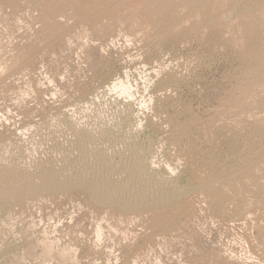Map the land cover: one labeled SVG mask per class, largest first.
Instances as JSON below:
<instances>
[{"label":"rangeland","instance_id":"obj_1","mask_svg":"<svg viewBox=\"0 0 264 264\" xmlns=\"http://www.w3.org/2000/svg\"><path fill=\"white\" fill-rule=\"evenodd\" d=\"M263 3L0 0L1 173L41 184L55 168L78 172L89 156L98 169L96 155L109 154V181L129 174L131 183L140 156L145 177L169 187L158 192L167 203L137 208L125 207L137 198L127 188L108 203L92 183L2 195L0 264H264ZM118 79L130 99L115 92ZM85 120L107 136L89 158L69 133Z\"/></svg>","mask_w":264,"mask_h":264},{"label":"bare ground","instance_id":"obj_2","mask_svg":"<svg viewBox=\"0 0 264 264\" xmlns=\"http://www.w3.org/2000/svg\"><path fill=\"white\" fill-rule=\"evenodd\" d=\"M189 3V2H188ZM191 4V3H190ZM264 4V3H263ZM127 77V76H126ZM177 78V77H176ZM256 79V78H255ZM119 80V79H118ZM121 80V79H120ZM118 81V82H113V88L115 89V92H116V90H118L119 92H121V93H123V94H126V96H128L129 97V99L131 98V96H133V92H132V90H133V88H132V90H131V85L129 86L128 84H126V82H123V81ZM125 80V79H124ZM113 81V80H112ZM172 82V81H171ZM129 83V82H128ZM137 85V84H136ZM106 86V85H105ZM108 86V85H107ZM106 86V87H107ZM167 86V85H166ZM98 88V87H97ZM111 88V87H110ZM146 88V87H145ZM100 89V88H99ZM107 89H108V87H107ZM147 89V88H146ZM109 90V89H108ZM139 90V89H138ZM112 91H114V90H112ZM99 92V91H98ZM144 92V91H143ZM120 93V94H121ZM100 94V93H99ZM137 93L135 92V95H136ZM98 95V94H97ZM119 95V94H118ZM117 95V96H118ZM138 95V94H137ZM95 97H97L96 96V94H95ZM104 97V96H103ZM120 97V96H119ZM123 97V96H122ZM112 98V97H111ZM126 98V97H125ZM133 98V97H132ZM127 99V98H126ZM134 99V98H133ZM141 99H143V98H141ZM85 100V99H84ZM96 100V99H95ZM98 100V99H97ZM112 100H113V98H112ZM91 101V100H90ZM124 101V100H123ZM82 102V101H81ZM104 102V101H103ZM114 102V101H113ZM113 102H110V104L111 103H113ZM135 102V101H134ZM84 103V102H83ZM124 103V102H123ZM122 103V104H123ZM130 104L129 102H126L125 101V104ZM136 103H138V102H136ZM144 103H145V101H144ZM104 104V103H103ZM116 104V103H115ZM118 105H119V103H117ZM125 104H124V106H125ZM141 104V103H140ZM146 104V103H145ZM105 105V104H104ZM112 105V104H111ZM121 105V104H120ZM142 105V104H141ZM80 106V105H79ZM130 106V105H129ZM136 106V105H135ZM72 107V106H71ZM82 107V106H81ZM106 107V106H105ZM121 107V106H120ZM143 107V106H142ZM73 108V107H72ZM71 108V109H72ZM83 108V107H82ZM101 108H102V105H101ZM125 108V107H124ZM124 108H123V110H124ZM126 108H127V106H126ZM128 108H130V107H128ZM131 108H132V105H131ZM64 109V108H63ZM68 109V108H67ZM76 109V108H75ZM99 109V108H98ZM103 109V108H102ZM115 109V108H114ZM140 109V108H139ZM145 109V108H144ZM69 110V109H68ZM78 110V109H77ZM100 110V109H99ZM105 110V109H104ZM120 109H118V111H119ZM128 110V109H127ZM134 110V109H133ZM108 111V110H107ZM74 112V111H73ZM105 112V111H104ZM128 113V112H127ZM131 113V112H130ZM133 113V112H132ZM57 114V113H56ZM71 114V113H70ZM107 114V113H106ZM126 114V113H125ZM90 115V114H89ZM102 115V114H101ZM108 115V114H107ZM133 115H134V113H133ZM56 116V115H55ZM73 116V115H72ZM88 116V115H87ZM91 116V115H90ZM82 117V116H81ZM94 117V116H93ZM106 117V116H105ZM116 117H117V115H116ZM76 118V117H75ZM125 118V117H124ZM56 119V118H55ZM98 119V118H97ZM50 120V119H49ZM75 120V119H74ZM73 120V121H74ZM80 120V119H79ZM94 120V119H93ZM122 120V119H121ZM125 120V119H124ZM86 121V123L84 124V125H82V122H81V125H79L78 123H77V121H76V123L78 124V125H72L73 127L71 128V130H69L70 132V134L71 135H73L74 136V138H72V142H73V146L76 148V149H78L79 150V153L82 155H80V157H86L87 156V152H88V150L90 149V148H92V147H100V148H102V147H105V145H103V143H104V141L106 140H104V138L105 137H107V136H103V134H105L103 131H102V133L103 134H97L98 133V131H97V129H94V130H96L97 131V133L96 132H91V130H93V129H90V127H93V126H88L87 125V120H85ZM97 121V120H96ZM112 121V120H111ZM129 121V120H128ZM171 121V120H170ZM39 122V121H38ZM41 122V121H40ZM68 122V121H67ZM136 122L137 123H139L138 121H135L134 122V124L135 125H137L136 124ZM45 123V122H44ZM53 123V122H52ZM65 123V122H64ZM69 123V122H68ZM40 124V123H39ZM57 124V123H56ZM58 124H60V123H58ZM89 124H90V122H89ZM117 124H119V123H117ZM31 125V124H30ZM36 125V124H35ZM41 125V124H40ZM51 125V124H50ZM70 125V124H69ZM91 125V124H90ZM94 125H96V124H94ZM116 125V124H115ZM120 125H122V124H120ZM37 126V125H36ZM42 126V125H41ZM64 126V125H63ZM134 126V125H133ZM140 126V125H139ZM138 125H137V128L139 127ZM46 127H47V125H46ZM51 127V126H50ZM37 128V127H36ZM68 129H70V127H67ZM99 128H102V127H99ZM130 128V127H129ZM133 128H135V127H133ZM140 128H141V126H140ZM38 129V128H37ZM45 129V128H44ZM50 129V128H49ZM66 129V128H65ZM103 129V128H102ZM108 129V128H107ZM53 130V129H52ZM51 130V131H52ZM104 130V129H103ZM131 130V129H130ZM23 131V130H22ZM21 131V132H22ZM55 131V130H54ZM67 131V130H66ZM119 131H120V128H119ZM124 131V130H123ZM139 131V130H138ZM137 131V132H138ZM50 132V131H49ZM56 132H57V130H56ZM68 132V131H67ZM106 132V131H105ZM111 132V131H110ZM117 132V131H116ZM120 132H122V131H120ZM58 133V132H57ZM56 133V134H57ZM61 133V132H60ZM68 133V134H69ZM107 133V132H106ZM55 134V135H56ZM129 134V133H128ZM27 135V134H26ZM108 135V134H107ZM123 135H124V133H123ZM134 135V134H133ZM139 135V134H138ZM18 136H19V134H18ZM38 136H40V135H38ZM43 136V135H42ZM150 136V135H149ZM155 136V135H154ZM23 137V136H22ZM21 137V138H22ZM46 137H48V136H46ZM53 137V136H52ZM60 137V136H59ZM113 137V136H112ZM115 137V136H114ZM118 137V136H117ZM130 137V136H129ZM129 137L127 138V139H129ZM135 137V136H134ZM139 137V136H138ZM137 137V139H139ZM143 137V136H142ZM24 138V137H23ZM41 138V137H40ZM39 138V139H40ZM45 138V137H44ZM50 138V137H49ZM131 138V137H130ZM10 139H11V137H10ZM43 139V138H42ZM42 139H41V141H42ZM64 139V138H63ZM110 139H113V138H110ZM120 139H122V138H120ZM18 140V139H17ZM53 140V139H52ZM108 140H109V137H108ZM114 140V139H113ZM117 140V139H116ZM123 140H124V138H123ZM130 140V139H129ZM132 140V139H131ZM143 140V139H142ZM141 140V141H142ZM150 140V139H149ZM8 141H10V140H8ZM7 141V142H8ZM16 141V140H15ZM20 141V140H19ZM107 141V140H106ZM106 141H105V143H106ZM111 143H110V145L112 146L113 144H114V141H113V143H112V141L111 140H109ZM123 142H125V141H123ZM129 142V141H128ZM147 142H149V141H147ZM6 143V142H5ZM18 143V142H17ZM44 143V142H43ZM57 143V142H56ZM61 143V142H60ZM66 143V142H65ZM104 143V144H105ZM121 143V142H120ZM131 143V145H132V142H130ZM130 143H129V145H130ZM133 143H135V142H133ZM152 143V142H151ZM68 145H69V143H67ZM123 144V143H122ZM121 144V145H122ZM140 144V143H139ZM143 144V143H142ZM145 144V143H144ZM150 144V143H149ZM148 144V145H149ZM0 145H2V144H0ZM13 145V144H12ZM24 145V144H23ZM39 145V144H38ZM44 145V144H43ZM72 145H71V147H72ZM106 145H107V143H106ZM147 145V146H148ZM161 145V144H160ZM11 146V145H10ZM10 146H8V147H10ZM18 146V145H17ZM46 146V145H45ZM70 146V145H69ZM68 146V147H69ZM116 146V144L114 145V148H116L115 147ZM141 146V145H140ZM74 147H72V148H74ZM107 147V146H106ZM127 147V146H126ZM134 147H136V146H133V148ZM26 148V147H25ZM50 148H52V147H50ZM89 148V149H88ZM109 148V147H108ZM107 148V149H108ZM113 148V149H114ZM118 149H119V146L117 147ZM128 148V147H127ZM130 148V147H129ZM136 148H138V147H136ZM147 148V147H146ZM149 148V147H148ZM6 149H7V147H6ZM16 149V148H15ZM45 149V148H44ZM88 149V150H87ZM95 149H98V148H95ZM95 149H94V152H95ZM104 149V148H103ZM109 149H111V148H109ZM123 149H125V148H123ZM139 149V148H138ZM144 149V148H143ZM150 149V148H149ZM10 150V149H9ZM8 150V151H9ZM14 150V149H13ZM18 150H19V148H18ZM99 150V149H98ZM97 150V151H98ZM135 150V149H134ZM140 150V149H139ZM138 150V151H139ZM148 150V149H147ZM16 151V150H15ZM54 151V150H53ZM57 151V150H56ZM60 151V150H59ZM76 151V150H75ZM90 151V153H91V150H89ZM96 151V152H97ZM100 151V150H99ZM99 151L97 152V153H99ZM101 151H103V150H101ZM111 152H112V150H110ZM117 151V150H116ZM124 152H125V150H123ZM126 151H127V149H126ZM132 151V150H131ZM137 151V150H136ZM3 152V151H2ZM1 152V153H2ZM10 152V151H9ZM46 152V151H45ZM71 152V151H70ZM105 152H106V150H105ZM105 152H104V154H105ZM121 152H122V146H121ZM123 152V153H124ZM128 152L129 151H127V154H128ZM0 153V154H1ZM30 153V152H29ZM65 153V152H64ZM63 153V154H64ZM73 153V152H72ZM107 153V152H106ZM115 153H117V152H115ZM122 153V154H123ZM129 153H131V152H129ZM140 153V152H139ZM138 152L136 153V156H138V154H139ZM12 154V153H11ZM16 154V153H15ZM19 154V153H18ZM22 154V153H21ZM20 154V155H21ZM35 154V153H34ZM39 154V153H38ZM43 154V153H42ZM41 154V155H42ZM46 154V153H45ZM49 154V153H48ZM55 154H57V153H55ZM54 154V155H55ZM61 154V153H60ZM95 154L96 153H94V155L93 156H95ZM113 154V153H112ZM121 154V153H120ZM132 154V153H131ZM135 153H133L132 155H134ZM9 155V154H8ZM20 155H18V156H20ZM41 155H40V157H41ZM53 155V154H52ZM53 155V156H54ZM66 155V154H65ZM90 154H88V156H89ZM114 155V154H113ZM118 155V154H117ZM125 155V154H124ZM142 155H145V153H142ZM1 156H3V154H1ZM30 156V155H29ZM33 156V155H32ZM68 157H69V155H67ZM67 156H65V158L67 157ZM77 156H79L78 155V153H77ZM87 156V157H88ZM107 156H109V154L108 155H106V156H104L103 154H102V156H101V154H99V155H96V158H95V160H93L94 161V163H96V164H98V166H99V168L98 169H94L92 166H91V163H92V161H91V156H89L90 157V162L91 163H89L88 161V163L90 164V165H88V166H85L84 165V163H83V165H81V168H80V170L78 169L77 171L78 172H75L74 174H71V172H70V174H69V176L68 177H63V174L61 173L62 171H60V169H56L55 167V169L54 170H52V171H50L49 169V171L50 172H48L47 173V178L46 179H43L44 181L43 182H41V184H36V183H38V181L37 182H34V180H26L27 182H25V184H23L22 186L20 185V186H18L17 185V180L19 181V179H20V181H23V180H21L22 178H23V176H24V174L23 173H25V172H23L22 170V172L23 173H20L18 170H11V171H9V172H2L1 173V171H0V196L2 197V195L4 196H10L11 195V197L12 196H14V198H15V195L16 196H18V195H21L22 197H23V194H25L26 193V196H27V194H29L30 193V196H31V193H35L36 194V192H38L39 190L41 191V189L42 188H44V187H46V188H48V187H53V189H56V188H64V187H61V186H64V185H69V186H71V184H76V185H78V183H79V185L78 186H80V184H83V186L85 185V184H89V185H91V183L93 184V185H91V186H94L95 185V191H96V197H98L99 199L101 198V199H104V200H107V202L109 201V202H116V190H119V188L121 187V189L122 188H124V189H126V191L128 192H125V193H127V194H129L128 196H134V199H135V197H137L136 198V200H135V202H132L131 200H130V202H132V203H130V202H128V203H125V207H127V208H133L132 206H136V208H137V206H140V205H143V203L144 202H146L145 204H147L148 202H152L153 204L154 203H162L164 200H165V198H166V196H165V191L163 192V194L164 195H162L161 196V194H158V192L160 191V189H161V187L163 188L164 187V183H166V181H168V180H164V182H163V180L162 181H156L155 182V179H154V181H150V179H149V176H147V177H145V175H146V173L144 172V162L145 161H142L141 159V157L140 156H138L140 159H135V165H136V168H135V170H134V174L132 173L131 174V176L132 175H134V181H132L131 183H130V180L129 179H131V177H129V179L127 178L128 177V175H126L125 173H123V171L121 172L122 174H125L127 177H126V179H124L123 180V178L121 177V173H118L117 174V177H121L122 178V180H121V178H120V181L117 179V183H116V181L114 182V181H112V180H110L109 181V179L107 178V170H109V169H111L109 166H110V161H109V158L110 157H108L107 158ZM119 156V155H118ZM123 156V155H122ZM127 156V155H126ZM128 156H129V154H128ZM128 156L126 157V159L128 158ZM31 157V156H30ZM40 157H38V158H40ZM67 157V159H69ZM88 157V158H89ZM114 157H115V155H114ZM113 157V158H114ZM134 157V156H133ZM132 157V158H133ZM154 157V156H153ZM1 158V157H0ZM3 158H5V157H3ZM2 158V159H3ZM34 158V157H33ZM44 158V157H43ZM49 158V157H48ZM58 158V157H57ZM87 158V159H88ZM112 158V157H111ZM119 158V157H118ZM32 159V158H31ZM37 159V158H36ZM52 159V158H51ZM54 159V158H53ZM72 158H70V160H71ZM74 159H75V157H74ZM76 159H77V157H76ZM122 159V158H121ZM130 159H131V157H130ZM134 159V158H133ZM144 159V158H143ZM45 160V159H44ZM78 160V159H77ZM77 160H74V161H76L77 162ZM82 160H83V158H82ZM85 160V159H84ZM113 161H114V159H112ZM119 160H120V158H119ZM118 160V161H119ZM122 160H124V159H122ZM153 160V159H152ZM1 161V160H0ZM3 161V160H2ZM1 161V162H2ZM9 161V160H8ZM18 161V160H17ZM21 161V160H20ZM81 161V160H80ZM127 161V160H126ZM131 161V160H130ZM36 162V161H35ZM41 162V161H40ZM46 162V161H45ZM54 162V161H53ZM61 162H62V160H61ZM68 162V161H67ZM72 162V161H71ZM76 162H75V164H76ZM82 162V161H81ZM81 162H80V164H81ZM123 162V161H122ZM128 162H129V160H128ZM25 162H23V164H24ZM55 163V162H54ZM72 163H74V162H72ZM72 163H71V166H75V165H72ZM77 163H79V162H77ZM116 163V162H115ZM22 164V163H21ZM31 164V162L29 163V165ZM53 164V163H52ZM85 164H87L86 162H85ZM95 164V165H96ZM114 164V163H113ZM121 164V163H120ZM124 164V163H123ZM126 164V163H125ZM130 164V163H129ZM132 164V163H131ZM154 163H152L151 165H153ZM2 165V164H1ZM4 165V164H3ZM3 165L1 166V168L3 167ZM6 165V164H5ZM15 165H16V163H15ZM32 165V164H31ZM48 165H49V163H48ZM66 165V164H65ZM70 165V164H69ZM78 166H79V164H77ZM122 165V164H121ZM155 165V164H154ZM18 166H19V164H18ZM37 166V165H36ZM41 166V165H40ZM43 166V165H42ZM53 166V165H52ZM58 166V165H57ZM59 166H60V164H59ZM89 166H91V167H89ZM111 166H113V165H111ZM117 166V165H116ZM16 167V166H15ZM44 167H45V164H44ZM60 167H62V166H60ZM59 167V168H60ZM64 167V166H63ZM126 167V166H125ZM158 167V166H157ZM0 168V169H1ZM12 169H13V167H11ZM50 168V167H49ZM52 168V167H51ZM78 168V167H77ZM127 168V167H126ZM130 168V167H129ZM134 168V167H133ZM16 169V168H15ZM20 169V168H19ZM23 169V168H22ZM37 169V168H36ZM36 169H35V171H36ZM45 170H46V168H44ZM62 169V168H61ZM123 169V168H122ZM125 169V168H124ZM8 170V169H7ZM34 170V169H33ZM48 170H46V171H48ZM64 170V169H63ZM112 170V169H111ZM114 170V169H113ZM130 170V169H129ZM128 170V171H129ZM147 170V169H146ZM150 170V169H149ZM29 171V170H28ZM42 171H43V169H42ZM117 171V170H116ZM127 171V172H128ZM131 171V170H130ZM132 171H133V169H132ZM170 171V170H169ZM111 172V171H110ZM114 172H115V170H114ZM118 172H119V170H118ZM173 174H174V172L173 171H171ZM33 173V172H32ZM37 173V172H36ZM39 173V172H38ZM43 173H46V172H43ZM64 173H66V171L64 170ZM112 173V172H111ZM128 173H130V172H128ZM143 173H145V175L143 174ZM25 174H27V173H25ZM110 174V173H109ZM148 174H149V171H148ZM153 174H154V172H153ZM46 175V174H45ZM26 176V175H25ZM28 176V175H27ZM36 176V175H35ZM41 176V175H40ZM113 176V175H112ZM111 176V177H112ZM116 176V175H115ZM151 176V175H150ZM160 176V175H159ZM164 176V175H163ZM29 177V176H28ZM33 177V175L31 176V178ZM38 177H39V175H38ZM42 177V176H41ZM110 177V176H109ZM166 177V176H165ZM165 177H163V179H166ZM25 178V177H24ZM30 178V177H29ZM28 178V179H29ZM44 178V177H43ZM132 178V179H133ZM148 178V179H147ZM154 178V177H153ZM156 178V177H155ZM33 179V178H32ZM37 179V178H36ZM41 179V178H40ZM112 179H114V178H112ZM116 179V178H115ZM170 180V179H169ZM42 181V180H41ZM102 181H105V183L104 184H101V182ZM119 181V182H118ZM171 182H172V179L170 180ZM169 181V182H170ZM174 181H175V179H174ZM24 182H22V183H24ZM170 182V183H171ZM20 183V182H19ZM40 183V182H39ZM148 184V187H149V190L151 189H154V190H156V192L157 193H155L154 195L152 194V196H150V195H147L146 193H145V191H144V188L146 189V185ZM153 183V184H152ZM169 183V184H170ZM173 183V182H172ZM171 183V184H172ZM175 183V182H174ZM174 183H173V185H174ZM170 184V185H171ZM176 184V183H175ZM88 185V186H89ZM127 185H129V187L127 186ZM131 185V186H130ZM169 185V186H170ZM178 186H179V184H177ZM197 184H195V186H196ZM205 185V184H204ZM82 186V187H83ZM87 186V185H86ZM151 186V187H150ZM172 186V185H171ZM170 186V187H171ZM192 186V185H191ZM54 187H56V188H54ZM68 187V186H67ZM167 187H168V184H167ZM166 187V188H167ZM183 187V186H182ZM181 187V188H182ZM190 187V186H189ZM201 187H203V186H201ZM72 188V187H71ZM75 188V187H74ZM76 188H77V186H76ZM87 188V187H86ZM166 188H163V189H165L166 191L169 189V187H168V189H166ZM177 188V187H176ZM180 188V187H179ZM180 188V189H181ZM194 188V187H193ZM192 188V189H193ZM88 189V188H87ZM120 189V190H121ZM124 189H122V190H124ZM148 189V188H147ZM171 189V188H170ZM172 189H173V192H171V193H174V190H175V188L174 187H172ZM183 189V188H182ZM187 189V188H186ZM191 189V190H192ZM207 189H208V187H207ZM213 189V188H212ZM91 190V189H90ZM150 190V191H151ZM177 190V189H176ZM175 190V191H176ZM52 191V190H51ZM55 191H57V190H55ZM63 191V190H62ZM94 191V192H95ZM149 191V192H150ZM153 191V190H152ZM152 191H151V193H152ZM170 191V190H169ZM181 191V190H180ZM188 191V190H187ZM190 191V190H189ZM29 192V193H28ZM42 192V191H41ZM47 192V191H46ZM50 192V191H49ZM53 192V191H52ZM118 192V191H117ZM161 193H162V190L160 191ZM39 193V192H38ZM56 193V192H55ZM150 193V194H151ZM167 193V192H166ZM177 193H179L178 192V190H177ZM34 194V195H35ZM93 194V193H92ZM119 194V193H118ZM169 194V193H168ZM167 194V195H168ZM176 194V193H175ZM181 194V193H180ZM182 194H183V191H182ZM186 194V193H185ZM217 194V193H216ZM37 195H39V194H37ZM36 195V196H37ZM25 196V197H26ZM125 196V195H124ZM124 196H122V199H124L125 197ZM132 196V197H133ZM170 196V195H169ZM168 196V197H169ZM175 196V195H174ZM18 197H20V196H18ZM17 197V198H18ZM117 197H118V195H117ZM124 197V198H123ZM167 197V198H168ZM172 197V199H174L173 198V195L171 196ZM170 197V198H171ZM6 198V197H5ZM4 198V199H5ZM10 198V197H9ZM9 198H8V200H9ZM94 198V197H93ZM121 198V197H120ZM126 198H127V196H126ZM178 198H180V197H178ZM178 198H176V199H178ZM11 199H13V198H11ZM27 199V198H26ZM128 199H130V198H128ZM169 199V198H168ZM171 199V200H172ZM2 200V199H1ZM8 200H6V201H8ZM120 200V199H119ZM118 200V203H120V201ZM133 200V199H132ZM171 200H170V202H171ZM4 201V200H3ZM30 201V200H29ZM97 201V200H96ZM101 201V200H100ZM126 201H128V200H126ZM134 201V200H133ZM5 202V201H4ZM108 202V203H109ZM122 202H123V200H122ZM164 202H166L167 203V201L165 200ZM163 202V203H164ZM117 203V202H116ZM162 203V204H163ZM123 204V203H122ZM165 204V203H164ZM149 205V204H148ZM158 205V204H157ZM123 206H124V204H123ZM141 207V206H140ZM129 210V209H128ZM127 210V211H128ZM11 217H13V216H11ZM8 218V217H7ZM4 221V220H3ZM5 223V222H4ZM2 224V223H1ZM8 225H10V224H8ZM14 226V225H13ZM12 226V227H13ZM1 234V233H0ZM7 234H8V232H7ZM14 235V234H13ZM5 237H6V235H4ZM16 236V235H15ZM45 237H47V236H45ZM4 238V237H3ZM41 239V238H40ZM1 241H3V239L1 240ZM39 241V240H38ZM42 241V240H41ZM44 242H45V240H44ZM48 242H50V241H48ZM54 242V241H53ZM37 243V242H36ZM52 243V242H51ZM31 245V244H30ZM51 245H53V244H51ZM38 246V245H37ZM47 246V245H46ZM49 246H50V244H49ZM48 246V247H49ZM31 247V246H30ZM53 247V246H52ZM33 249V248H32ZM44 249V248H43ZM42 249V250H43ZM45 249H46V247H45ZM55 250V249H54ZM28 251V250H27ZM35 251V250H34ZM45 251H48V249L47 250H45ZM52 251H53V249H52ZM33 252V251H32ZM58 252V251H57ZM64 252V251H63ZM45 253V252H44ZM47 253V252H46ZM56 253V252H55ZM61 253V252H60ZM65 253V252H64ZM54 254V253H53ZM67 254V253H66ZM64 255V254H62V255H64L65 256V258H66V256L67 255ZM58 255V254H57ZM23 256V255H22ZM55 257V256H54ZM59 258H61V257H59ZM68 258V257H67ZM19 261V260H18Z\"/></svg>","mask_w":264,"mask_h":264}]
</instances>
